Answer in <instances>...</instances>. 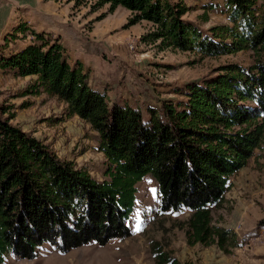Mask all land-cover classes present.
I'll return each instance as SVG.
<instances>
[{"label": "trees", "instance_id": "obj_1", "mask_svg": "<svg viewBox=\"0 0 264 264\" xmlns=\"http://www.w3.org/2000/svg\"><path fill=\"white\" fill-rule=\"evenodd\" d=\"M93 1L107 4L109 11L118 6L130 11L128 25L152 23L140 39L160 49L203 56L249 50L254 62L227 64L212 79L188 83L184 102L149 106L145 116L127 102L110 105L106 92L89 84L83 63L68 62L59 39L19 25L16 31H28L32 38L1 54L0 68L34 75L22 95L55 96L68 115L90 124L106 168L99 181L61 160L11 123L15 114L0 103V264L8 254L33 259L44 243L65 253L91 241L131 236L127 220L136 184L147 174L157 183L163 212L189 211L183 222L189 245L214 244L226 252L236 246V234L217 225L213 212L224 202L230 177L264 142V0H224L229 24L211 26L207 33L183 17L188 11L183 0ZM152 251L155 264H179L160 245Z\"/></svg>", "mask_w": 264, "mask_h": 264}, {"label": "rangeland", "instance_id": "obj_2", "mask_svg": "<svg viewBox=\"0 0 264 264\" xmlns=\"http://www.w3.org/2000/svg\"><path fill=\"white\" fill-rule=\"evenodd\" d=\"M177 1V0H169ZM184 18L202 32L229 24L224 0H183ZM130 11L93 0H0V55L20 49L31 40L28 31H16L25 23L29 29L59 39L68 62L80 60L88 71L89 84L106 92L112 102H127L146 116L149 106L160 109L163 102H184L185 85L203 82L223 72L227 64L250 66L249 50L217 56L193 51L160 49L142 42L152 23L142 20L128 25ZM7 37V39H5ZM34 77H21L0 68V103L15 114L11 123L47 144L61 160L85 169L101 181L105 157L98 149L97 133L77 115H68L66 105L55 96L23 92ZM264 122V116L260 118ZM230 187L213 218L217 225L231 228L236 246L222 251L216 245L186 242L189 211H162L157 183L151 174L140 180L134 210L127 220L131 236L110 239L105 244L91 241L65 253L44 243L33 259L8 254L2 264H155L152 248L160 245L179 264H264V142L254 150L245 167L230 177Z\"/></svg>", "mask_w": 264, "mask_h": 264}, {"label": "crops", "instance_id": "obj_3", "mask_svg": "<svg viewBox=\"0 0 264 264\" xmlns=\"http://www.w3.org/2000/svg\"><path fill=\"white\" fill-rule=\"evenodd\" d=\"M30 77H34L35 78V76L33 75V76H30Z\"/></svg>", "mask_w": 264, "mask_h": 264}]
</instances>
